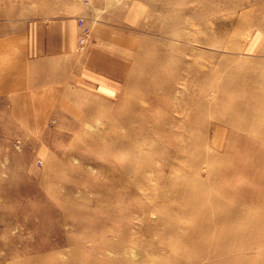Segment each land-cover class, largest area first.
Here are the masks:
<instances>
[{"label":"rangeland","instance_id":"obj_1","mask_svg":"<svg viewBox=\"0 0 264 264\" xmlns=\"http://www.w3.org/2000/svg\"><path fill=\"white\" fill-rule=\"evenodd\" d=\"M67 18L135 57L38 131L0 99V264H264V0H0V42Z\"/></svg>","mask_w":264,"mask_h":264},{"label":"crops","instance_id":"obj_2","mask_svg":"<svg viewBox=\"0 0 264 264\" xmlns=\"http://www.w3.org/2000/svg\"><path fill=\"white\" fill-rule=\"evenodd\" d=\"M77 37L76 20L67 18L34 22L1 39L0 99L14 109L16 123L38 131L49 119L62 121L66 107L72 111L82 102L79 96L110 100L117 95L125 56L135 57L133 45L123 47L128 37L102 25L90 26L81 47Z\"/></svg>","mask_w":264,"mask_h":264},{"label":"bare ground","instance_id":"obj_3","mask_svg":"<svg viewBox=\"0 0 264 264\" xmlns=\"http://www.w3.org/2000/svg\"><path fill=\"white\" fill-rule=\"evenodd\" d=\"M252 76V75H251ZM227 85H229V89L230 90H232L231 88H233V86L231 85V84H227ZM223 92V91H222ZM220 94L221 95H223V93H221L220 92ZM200 104H201V102H200ZM201 106V105H200ZM167 128H166V126H160L159 128H158V131H162L161 133H163V132H165V131H167L166 130ZM166 133V132H165ZM169 134L171 135V139H172V141H167V144L168 145H170L171 146V149H172V151H171V154L172 155H176V154H178L179 152H180V150L179 151H177L176 149H175V146H174V144L176 143L175 141H174V139L176 138V136H174V133L172 132V131H169ZM259 163H263V161L262 162H259ZM257 178H260L259 180H263L264 181V175L263 174H261L260 176H257ZM215 179H217V177H216V175L214 176V177H210V180H211V187H212V185L214 184V182H215ZM210 188V187H209ZM205 188H201V191L202 190H204ZM210 190H211V188L210 189H208V191L207 192H210ZM200 194V193H199ZM241 196H243V193L241 194ZM194 199L196 200V195H195V197H194ZM246 209V208H245ZM243 210H244V208H243ZM228 215H231V214H235V211H233V210H231V209H229V210H227V212H226ZM247 213V212H246Z\"/></svg>","mask_w":264,"mask_h":264},{"label":"built area","instance_id":"obj_4","mask_svg":"<svg viewBox=\"0 0 264 264\" xmlns=\"http://www.w3.org/2000/svg\"><path fill=\"white\" fill-rule=\"evenodd\" d=\"M78 24V45L79 47H81V45L84 44L85 40L87 39L86 37L88 36V27L87 26H84V24L82 23L81 20H79L77 22Z\"/></svg>","mask_w":264,"mask_h":264}]
</instances>
